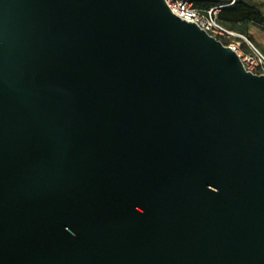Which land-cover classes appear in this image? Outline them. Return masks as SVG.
I'll return each mask as SVG.
<instances>
[{"label": "water", "instance_id": "95a60500", "mask_svg": "<svg viewBox=\"0 0 264 264\" xmlns=\"http://www.w3.org/2000/svg\"><path fill=\"white\" fill-rule=\"evenodd\" d=\"M0 264H264V75L166 0H0Z\"/></svg>", "mask_w": 264, "mask_h": 264}, {"label": "built area", "instance_id": "2783aa9c", "mask_svg": "<svg viewBox=\"0 0 264 264\" xmlns=\"http://www.w3.org/2000/svg\"><path fill=\"white\" fill-rule=\"evenodd\" d=\"M166 2L177 16L195 22L236 51L247 70L264 75V52L246 34L237 32L221 20V7L202 9L196 7L193 0Z\"/></svg>", "mask_w": 264, "mask_h": 264}, {"label": "trees", "instance_id": "16d2710c", "mask_svg": "<svg viewBox=\"0 0 264 264\" xmlns=\"http://www.w3.org/2000/svg\"><path fill=\"white\" fill-rule=\"evenodd\" d=\"M196 7L209 9L221 7V20L232 27V24L252 22L264 27V10L253 0H193ZM233 28V27H232ZM234 29V28H233Z\"/></svg>", "mask_w": 264, "mask_h": 264}, {"label": "rangeland", "instance_id": "374dc122", "mask_svg": "<svg viewBox=\"0 0 264 264\" xmlns=\"http://www.w3.org/2000/svg\"><path fill=\"white\" fill-rule=\"evenodd\" d=\"M261 5L264 10V0H253ZM232 27L240 33L246 34L264 52V27L254 23L232 24Z\"/></svg>", "mask_w": 264, "mask_h": 264}, {"label": "crops", "instance_id": "0c3cea01", "mask_svg": "<svg viewBox=\"0 0 264 264\" xmlns=\"http://www.w3.org/2000/svg\"><path fill=\"white\" fill-rule=\"evenodd\" d=\"M248 24L251 23V22H247ZM237 24H241V23H237Z\"/></svg>", "mask_w": 264, "mask_h": 264}]
</instances>
